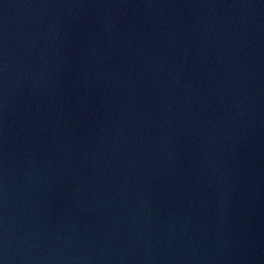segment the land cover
Instances as JSON below:
<instances>
[{
	"label": "water",
	"instance_id": "obj_1",
	"mask_svg": "<svg viewBox=\"0 0 264 264\" xmlns=\"http://www.w3.org/2000/svg\"><path fill=\"white\" fill-rule=\"evenodd\" d=\"M3 264H264V0H0Z\"/></svg>",
	"mask_w": 264,
	"mask_h": 264
},
{
	"label": "snow or ice",
	"instance_id": "obj_2",
	"mask_svg": "<svg viewBox=\"0 0 264 264\" xmlns=\"http://www.w3.org/2000/svg\"><path fill=\"white\" fill-rule=\"evenodd\" d=\"M0 264H3V262H2V261H0Z\"/></svg>",
	"mask_w": 264,
	"mask_h": 264
}]
</instances>
